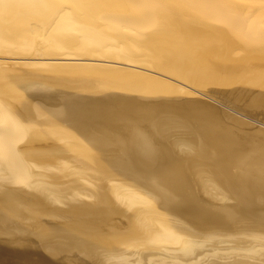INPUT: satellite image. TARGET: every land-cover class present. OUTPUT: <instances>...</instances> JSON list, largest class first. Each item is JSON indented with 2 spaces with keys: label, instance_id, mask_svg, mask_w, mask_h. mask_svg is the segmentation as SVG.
Returning a JSON list of instances; mask_svg holds the SVG:
<instances>
[{
  "label": "bare ground",
  "instance_id": "6f19581e",
  "mask_svg": "<svg viewBox=\"0 0 264 264\" xmlns=\"http://www.w3.org/2000/svg\"><path fill=\"white\" fill-rule=\"evenodd\" d=\"M261 125L264 0H0V256L264 264Z\"/></svg>",
  "mask_w": 264,
  "mask_h": 264
},
{
  "label": "rangeland",
  "instance_id": "374dc122",
  "mask_svg": "<svg viewBox=\"0 0 264 264\" xmlns=\"http://www.w3.org/2000/svg\"><path fill=\"white\" fill-rule=\"evenodd\" d=\"M237 15H239V12H238V14ZM15 54H17V56H14V55H12L11 54V56H9V58H17L19 55H20V52H21V50H14L13 51ZM138 58H144L145 59V57L144 56H139ZM62 60H64V59H62ZM64 61H66V60H64ZM114 65V64H113ZM118 66H120L119 64H118ZM121 66H123L122 64H121ZM41 68H46V67H41ZM210 100V99H209ZM215 103V102H214ZM259 119V118H258ZM260 120V119H259ZM251 123H252V125H257L258 123L256 122V121H254V120H249ZM255 123V124H254ZM261 126H264V125H261ZM5 257V258H4ZM6 255L5 256H0V261L2 260V258L3 259H6ZM9 257V258H8ZM7 257V259L9 260L10 259V261H11V259L13 258L12 256V258L10 257V255ZM2 260V261H4V262H0V264H38L37 262H36V260H31V262L30 263H28L27 262V260H23V259H17V258H15V259H13L12 260V263H7V261L8 260ZM33 259V258H32ZM56 259V258H55ZM57 260V262H56V264H62L58 259H56ZM6 261V262H5ZM10 261H8V262H10ZM14 261V262H13Z\"/></svg>",
  "mask_w": 264,
  "mask_h": 264
}]
</instances>
